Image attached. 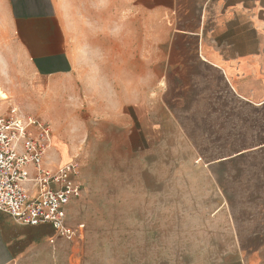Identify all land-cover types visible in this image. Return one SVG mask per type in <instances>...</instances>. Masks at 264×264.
Listing matches in <instances>:
<instances>
[{"label":"rangeland","instance_id":"obj_1","mask_svg":"<svg viewBox=\"0 0 264 264\" xmlns=\"http://www.w3.org/2000/svg\"><path fill=\"white\" fill-rule=\"evenodd\" d=\"M115 13L112 5H60L76 69L46 80L40 102L0 45V89L8 99L0 110L12 105L48 123L54 161L75 159L80 168L83 193L68 219L84 227L83 236L58 242L54 263L228 264L238 246L224 188L238 206L244 182L216 180L203 164L195 91L187 79H166L164 47L133 20L127 1L125 46H118ZM127 29L141 36L128 37ZM117 60L134 69L116 67Z\"/></svg>","mask_w":264,"mask_h":264},{"label":"crops","instance_id":"obj_2","mask_svg":"<svg viewBox=\"0 0 264 264\" xmlns=\"http://www.w3.org/2000/svg\"><path fill=\"white\" fill-rule=\"evenodd\" d=\"M126 1L133 20L164 47L166 79H187V90L196 93L198 147L202 135L207 142L203 164L216 180L244 182L238 206L224 188L238 246L228 264H264V0H0V45L16 74L29 76L27 91L40 102L46 80L76 69L60 5L116 6V43L123 47ZM117 61L116 67L134 69ZM54 148L45 160L53 170L66 164L54 161ZM61 240L51 226H24L0 212V264H55Z\"/></svg>","mask_w":264,"mask_h":264},{"label":"built area","instance_id":"obj_3","mask_svg":"<svg viewBox=\"0 0 264 264\" xmlns=\"http://www.w3.org/2000/svg\"><path fill=\"white\" fill-rule=\"evenodd\" d=\"M18 111H0V212L24 226H51L61 239L80 238L84 227L68 222L69 207L83 193L79 164L48 168L50 125Z\"/></svg>","mask_w":264,"mask_h":264},{"label":"bare ground","instance_id":"obj_4","mask_svg":"<svg viewBox=\"0 0 264 264\" xmlns=\"http://www.w3.org/2000/svg\"><path fill=\"white\" fill-rule=\"evenodd\" d=\"M0 95L3 97V98H7L6 94H4V92L0 89ZM53 142V140H52ZM57 147V146H56ZM60 147V146H59ZM63 147V146H62ZM59 150V149H58ZM61 151V150H60ZM59 151V152H60ZM67 155V154H66ZM72 160V159H71ZM68 161V160H67Z\"/></svg>","mask_w":264,"mask_h":264}]
</instances>
